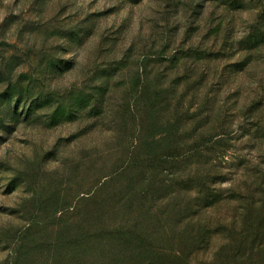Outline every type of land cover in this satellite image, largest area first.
Instances as JSON below:
<instances>
[{
  "label": "rangeland",
  "instance_id": "1",
  "mask_svg": "<svg viewBox=\"0 0 264 264\" xmlns=\"http://www.w3.org/2000/svg\"><path fill=\"white\" fill-rule=\"evenodd\" d=\"M93 228L264 264V0H0V264Z\"/></svg>",
  "mask_w": 264,
  "mask_h": 264
},
{
  "label": "trees",
  "instance_id": "2",
  "mask_svg": "<svg viewBox=\"0 0 264 264\" xmlns=\"http://www.w3.org/2000/svg\"><path fill=\"white\" fill-rule=\"evenodd\" d=\"M242 209L241 211L238 210L235 217L244 221L247 218V213L244 212L245 207H242ZM105 220H108V217H106ZM197 226L198 232H202L206 223L203 220L202 225L199 222ZM72 235L74 238L73 240L91 244L90 252L94 257L89 261H76L74 264H125L127 255L125 254L124 244L129 241L125 231L117 228H93L91 230H77ZM132 239H136V237H132ZM135 251L138 255L143 251L144 255L152 256V260L142 262L143 264H175L182 260L184 256L180 249H165L162 247L145 249L137 247L135 248ZM263 258L264 252H262L256 259ZM249 261H253L252 258H250ZM250 262L246 259H241L234 260L231 264H248ZM138 264H141V262Z\"/></svg>",
  "mask_w": 264,
  "mask_h": 264
}]
</instances>
